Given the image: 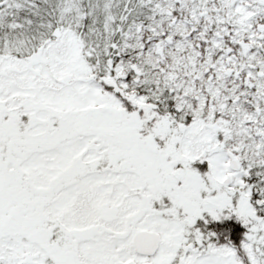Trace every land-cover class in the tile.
<instances>
[{
    "label": "snow or ice",
    "instance_id": "obj_1",
    "mask_svg": "<svg viewBox=\"0 0 264 264\" xmlns=\"http://www.w3.org/2000/svg\"><path fill=\"white\" fill-rule=\"evenodd\" d=\"M0 264H264V0H0Z\"/></svg>",
    "mask_w": 264,
    "mask_h": 264
}]
</instances>
